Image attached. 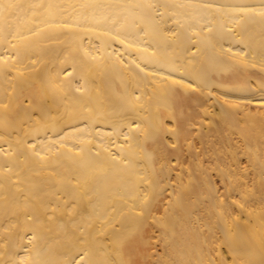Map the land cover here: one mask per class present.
<instances>
[{
    "label": "bare ground",
    "instance_id": "1",
    "mask_svg": "<svg viewBox=\"0 0 264 264\" xmlns=\"http://www.w3.org/2000/svg\"><path fill=\"white\" fill-rule=\"evenodd\" d=\"M0 264H264V0H0Z\"/></svg>",
    "mask_w": 264,
    "mask_h": 264
}]
</instances>
